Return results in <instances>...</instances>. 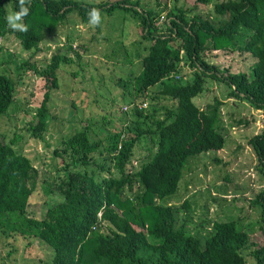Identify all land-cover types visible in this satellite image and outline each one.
<instances>
[{
	"label": "trees",
	"instance_id": "16d2710c",
	"mask_svg": "<svg viewBox=\"0 0 264 264\" xmlns=\"http://www.w3.org/2000/svg\"><path fill=\"white\" fill-rule=\"evenodd\" d=\"M192 1L212 4L210 18L188 17L190 7L174 4L164 17L165 24L159 26L156 12L140 0H25L28 14L19 21L27 27L25 32L12 29L6 19L7 5L17 12L19 0H0V38L14 34L27 50L37 48L71 13L84 25H92L89 13L93 8L100 12V21L103 13L115 11L134 16L141 27L140 38L148 42L139 72L116 82L132 96V112L148 126L135 123L99 138L93 136L95 124L89 118L84 128L62 139L53 148L61 161L49 192L53 197L44 198L41 216H32L29 210L38 167L13 147V140H0V235L48 245L50 264H264V187L250 202L259 214L262 241L243 230L246 217L208 220L209 229L191 233L179 218L180 208L162 201L178 190L190 156L224 146L220 101L215 98L206 108L193 101L203 91L206 78L223 83L228 96L264 111V0ZM95 27L99 29L100 22ZM214 50L245 55L250 74L209 63L205 56ZM74 58L55 53L45 68L29 61L19 66L42 77L47 89L35 122L27 127L33 137L41 138L51 119L48 101L50 90L58 87L56 70L75 60L80 64V52L75 51ZM183 64L193 68L191 79L180 75L175 79ZM14 83L8 74L0 73V115L14 99ZM152 93L173 101L163 119L155 117L154 105L150 114L143 112ZM144 139L152 143L146 161L137 157L136 150ZM248 143L264 184V130ZM181 207L189 209L188 202ZM205 222L202 229L207 227Z\"/></svg>",
	"mask_w": 264,
	"mask_h": 264
},
{
	"label": "rangeland",
	"instance_id": "374dc122",
	"mask_svg": "<svg viewBox=\"0 0 264 264\" xmlns=\"http://www.w3.org/2000/svg\"><path fill=\"white\" fill-rule=\"evenodd\" d=\"M140 3L156 12L159 26L165 24L164 17L174 4L190 7L188 17L200 14L210 18L212 10V4L196 5L192 0H140ZM7 10L8 14L12 12L10 4ZM140 34L137 18L115 11L112 15H101L99 29L95 25H84L75 13H71L37 48L29 50L23 48L14 34L7 33L0 38V73L8 74L15 81L14 99L6 113L0 115V140H13V147L21 150L38 167V182L29 198L32 216H41L44 198L49 201L53 197L49 192L61 162L53 155V148L62 139L84 128L87 119L91 118L96 125L91 126L92 134L99 138L121 128L125 130L127 125L135 123L143 128L148 126L145 119L132 112L129 106L132 96H127L126 90L116 84L120 77L132 79L141 68L140 59L147 52L145 46L148 42L143 41ZM81 44L85 45L84 49ZM75 51L80 52V64L75 60L56 70L58 87L50 90L48 101L51 119L42 137H33L27 127L30 122H35L37 109L47 89L42 77L32 69L24 70L19 66L29 61L45 68L53 54H65L75 59ZM205 58L221 68H229L230 72L246 71L250 74L246 68L249 65L247 57L237 51L214 50L207 52ZM192 71L193 68L183 64L175 79L179 75L184 80L191 79ZM203 85V91L193 101L200 108H206L215 98L220 101L224 146L190 156L184 165L178 190L162 201L180 208L179 218L186 221L191 233L209 229L210 220L246 217L242 223L243 230L251 238L262 241L259 214L250 202L264 184L258 171L260 164L248 141L264 130V111L228 96V88L216 80L206 78ZM124 91L125 95H121ZM157 96L152 93L153 99L146 102L143 112L150 114L154 105L157 109L155 117L163 119L173 101ZM151 146L148 139L137 143V157L148 160ZM138 160L133 162L135 169L139 166ZM185 200L189 209L181 207ZM202 219L207 220V227L203 229L201 225L205 220L202 223ZM133 241H137L134 236ZM51 255L48 245L40 241L30 243L20 237L11 239L0 235V264H50ZM244 256L248 258L247 252Z\"/></svg>",
	"mask_w": 264,
	"mask_h": 264
},
{
	"label": "clouds",
	"instance_id": "9594fccd",
	"mask_svg": "<svg viewBox=\"0 0 264 264\" xmlns=\"http://www.w3.org/2000/svg\"><path fill=\"white\" fill-rule=\"evenodd\" d=\"M19 5H20L19 11L14 13L10 12L7 15L6 19L8 25L12 29L26 32L27 27L24 24L19 23V21H21L22 18L28 14V8L24 6L25 0H19ZM89 16H90V24L96 25L100 22V12L97 9L93 8L89 13Z\"/></svg>",
	"mask_w": 264,
	"mask_h": 264
},
{
	"label": "built area",
	"instance_id": "2783aa9c",
	"mask_svg": "<svg viewBox=\"0 0 264 264\" xmlns=\"http://www.w3.org/2000/svg\"><path fill=\"white\" fill-rule=\"evenodd\" d=\"M140 107V106H139Z\"/></svg>",
	"mask_w": 264,
	"mask_h": 264
}]
</instances>
